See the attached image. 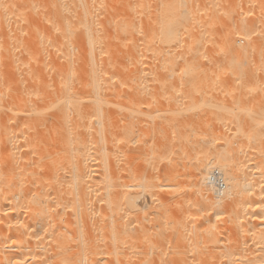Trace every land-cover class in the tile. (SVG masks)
Returning <instances> with one entry per match:
<instances>
[{"label":"bare ground","instance_id":"1","mask_svg":"<svg viewBox=\"0 0 264 264\" xmlns=\"http://www.w3.org/2000/svg\"><path fill=\"white\" fill-rule=\"evenodd\" d=\"M153 1L0 0V264H264V113L164 119L151 90L264 83V28L232 23L264 0Z\"/></svg>","mask_w":264,"mask_h":264},{"label":"rangeland","instance_id":"2","mask_svg":"<svg viewBox=\"0 0 264 264\" xmlns=\"http://www.w3.org/2000/svg\"><path fill=\"white\" fill-rule=\"evenodd\" d=\"M231 1V8L235 9L238 5L239 0H230ZM250 5L253 6V3H256L260 0H247ZM154 6H156V1L154 0ZM153 6V3H152ZM154 7L152 8L153 11ZM236 12H233L232 15V23L237 24L240 21V18H243L245 20H248L250 22V25L253 27H263L264 28V12L258 11L255 7H249L246 12H243L240 14ZM154 27V25H153ZM204 40L203 47L204 49L207 48V50L211 49V45L213 43H210L211 41ZM241 45H244L245 42ZM211 44V45H210ZM210 45V46H209ZM210 47V49H209ZM153 54L157 55L156 52H152ZM215 53V52H214ZM155 55H151L152 57V65H150L151 71L157 73V77L160 78L159 74V65L161 61L158 59V57H155ZM247 56L250 58H257L260 56H264V40L263 37H255L252 46H250V49H248ZM175 57V56H174ZM178 57V56H177ZM180 57V56H179ZM187 57V56H186ZM189 57V56H188ZM156 58V62L154 61ZM154 59V60H153ZM158 59V63H157ZM175 60L180 62V59L177 60L175 57ZM150 63V64H151ZM154 63V64H153ZM158 67V68H156ZM177 71L175 73L169 74V72L165 75V81L168 82V84L164 83L165 88L163 87V90H159L161 86H156V83L151 82V89L152 93H155L152 95L153 101L155 102L154 110L156 111V114H162V117L164 119L169 120H196L198 118L202 119H215L217 117H230L232 109H235L237 112V116L241 118H257L258 115L261 113H264V99L261 97V93L264 89V83L262 81V77H260L257 74H249L244 77L243 80H232L231 77L228 75L222 79V81L219 79V81H216L214 79H217L216 76H212L210 78L211 82L207 85L205 84H198L197 87H190L187 84H181L177 85L175 81L177 79L183 80L184 74H179ZM174 74V75H173ZM168 75L169 80L166 78ZM178 75L181 76L179 78H176ZM151 81L154 80L155 76L152 73L151 74ZM186 76V75H185ZM184 76V77H185ZM188 78V77H186ZM185 78V79H186ZM190 78V76H189ZM233 78V77H232ZM173 79L175 81H173ZM158 80L159 79H155ZM185 80H183L184 82ZM179 81L177 80V83ZM218 82H221L220 84ZM152 83L154 85H152ZM159 84V83H158ZM238 84L240 85V88H238ZM156 87V89H155ZM225 88V89H224ZM249 88V89H248ZM240 89H243L244 91H241ZM209 90V91H208ZM224 91L228 92L230 95V91H232V97L229 98V100H225V97H221V94L224 96ZM211 91V93H209ZM225 92V93H226ZM151 93V94H152ZM227 94V95H228ZM228 95V97H229ZM259 96V97H258ZM226 97V98H228ZM157 98V99H156ZM156 99V101H155ZM159 99V100H158ZM157 102V103H156ZM227 105V106H224ZM155 107H157L155 109ZM227 108L223 109V108ZM255 114V115H253ZM257 115V116H256Z\"/></svg>","mask_w":264,"mask_h":264}]
</instances>
